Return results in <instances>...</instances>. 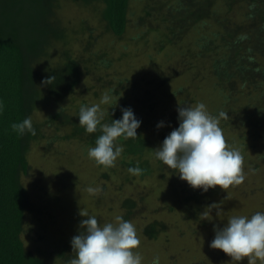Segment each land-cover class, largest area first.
Listing matches in <instances>:
<instances>
[{"label": "trees", "instance_id": "obj_1", "mask_svg": "<svg viewBox=\"0 0 264 264\" xmlns=\"http://www.w3.org/2000/svg\"><path fill=\"white\" fill-rule=\"evenodd\" d=\"M75 7L87 12L66 17L65 9ZM50 76L55 79L45 84ZM105 93L113 95V104L101 105L103 122L121 118L122 107H131L142 121L138 139L119 141L123 152L112 168L88 157L100 132L87 133L78 117L82 104H97ZM0 99L5 103L0 115V264H70L75 256L70 241L86 218L80 211L95 215L101 226L117 216L131 221L141 241L136 251L143 252L142 264L156 256L160 264L178 258L187 264H232L221 250L197 254L184 240L197 235L213 240L214 226L222 228L237 209L216 208L214 213L206 211V204L237 202L245 189L235 196V186L193 189L155 158L154 149L179 126L178 105L203 102L214 116L228 113L219 126L228 145L234 148L240 141L235 148L244 164L255 152L252 172L264 168V0H0ZM29 116L35 136L11 129ZM161 121L164 127L158 129ZM66 143L95 168L102 190L91 198L92 207L84 206L81 198L87 192L77 177L93 176V168L80 171L77 157L53 151L54 145ZM134 166L143 168V175L129 174ZM52 175L55 183L48 178ZM47 179L58 190H50ZM164 182L171 191L168 202ZM262 192L257 187L248 196ZM67 200L78 209L62 214ZM101 200L105 214L93 208ZM178 203L182 207L176 209ZM33 228L48 244L46 250L24 244L22 236ZM195 256L202 261H193Z\"/></svg>", "mask_w": 264, "mask_h": 264}, {"label": "clouds", "instance_id": "obj_2", "mask_svg": "<svg viewBox=\"0 0 264 264\" xmlns=\"http://www.w3.org/2000/svg\"><path fill=\"white\" fill-rule=\"evenodd\" d=\"M54 79V76H50L44 83L51 84ZM112 104L113 95L105 93L99 103L91 106L82 104L78 112L79 125L87 133L100 132L95 146L88 149L87 155L105 168L116 167L123 152L119 141L138 139L137 129L142 124L131 107L121 108V118H111L110 123L103 122L106 113L101 105ZM117 104L118 101L115 106ZM4 109L5 103L0 99V115ZM177 111L179 126L154 149L155 158L172 174H177L180 180L202 192L216 186L226 191L242 184L246 179L244 158L238 149L227 144L219 126L221 118L228 119V113L221 111L214 116L203 102L195 106L178 105ZM156 127H164V122H159ZM11 129L20 136L25 133L36 135L30 116L22 122L12 123ZM127 171L133 176L144 173L139 166L129 167ZM86 190L96 195L102 189L89 186ZM79 214L86 218L80 221L79 234L70 241L75 253L70 264H142L143 257L136 251L141 241L131 221L117 216L114 223L101 226L95 215L82 211ZM214 232L209 247L224 252L231 258L232 264H240L245 258L247 264H264V212L257 211L250 217L232 216L222 228L214 226ZM151 264H160L159 256L154 257Z\"/></svg>", "mask_w": 264, "mask_h": 264}, {"label": "rangeland", "instance_id": "obj_3", "mask_svg": "<svg viewBox=\"0 0 264 264\" xmlns=\"http://www.w3.org/2000/svg\"><path fill=\"white\" fill-rule=\"evenodd\" d=\"M77 8L78 7H75L74 10H72V8L71 9L66 8L65 11H64V14L66 15V17H70L71 14H72V12H74V13H80L81 11L80 12L79 11H75V10H77ZM138 8H140L139 5H138ZM85 12H87V11L86 10L85 11H82L81 14H83ZM62 15H63V12H62ZM65 15H63V16H65ZM91 18L92 17H89V19H91ZM130 34H131V36H133L132 33H130ZM155 35H157V34L155 33ZM26 52L28 53V50L27 49H26ZM79 90L80 89L77 88L76 91H75V93L78 94ZM98 102H100V99H99ZM48 109H51V108H48ZM48 109L47 110H44L42 114L44 115L46 113V111L48 112ZM239 143H240V141L238 140L236 142V144L234 145V148L235 147H238V145H240ZM66 144H67V146L64 145V144H63V146L62 145H59V144L54 145L53 151L55 153H60L62 155L61 157H63V156H70V157L73 156V157H77L76 158V161H77L76 162V167L80 171L86 172V169L88 167H90L88 170H90L91 168H93V171H94L93 176L90 173L87 172L86 174L79 175L77 177V179H78L77 182H79V184L82 186V192H84V191L87 192L86 189L89 186H91V187H99L98 185H100V183H99L100 181L96 184V180H97L98 177H97V174L95 173L94 166L92 167V165L89 166L88 164H86L85 163V160L86 159H82V156H79V152L77 151V149H75L72 146H70L71 143H66ZM235 149L240 150L239 148H235ZM51 156H52V154H50V157ZM247 157L250 160L248 159L247 162H246V165L244 164V166H243L244 167V170H247V173H245L246 179H245V181L242 184H240L238 186H235L234 189H232L233 190V195H234L239 189L244 188L245 189V191L243 192V197L244 198L243 197H239L237 199V202H236V200L231 201L229 199H226L225 201H222L220 203H219V201H216V204H214V203L211 204V205L206 204V206H209L210 208L208 209L206 207L207 210L204 209V211L206 210V211H212V212L216 213V208H218L220 211L223 210V212H226V211L229 210L228 213H231V210L229 208H231V207L234 206V208L237 209V211L235 213L236 216H240V214H241V215L249 216L250 217L252 214H254L257 211H262L263 212V210H264V195H263V192H262V194H260L259 196L255 197V198H252L251 195L248 196V194H250V193L253 194V191H255L257 189V187H259L260 189H264V168H262V167L260 168L263 172H260V169L259 170H254L252 172V168L254 167L253 160H256L257 159L256 153L253 152V154L247 155ZM89 161H90V159H89ZM45 172H46V174H50L49 170H46ZM78 172L79 171H77V173ZM72 175H73V173H72ZM46 178H47V176H46ZM48 178L51 179V180L54 179L52 182L55 183L54 182L55 181V177L53 175L51 177H48ZM47 182H49L48 179H47ZM69 185H68V187H69ZM48 188L50 190H52L53 192H55L56 190H58V187L55 184H51V183L48 185ZM163 188H164V194L166 196L168 195V198L166 199L165 202H168L169 201V194H171V191L167 187V183L166 182H164L163 185H161V189H163ZM82 196H83V198H81V197L80 198L83 199V202L85 203L84 206L86 207V206L89 205L90 207H92L93 202H95V201H92V200H96L97 197L99 196V193H97L96 195H91V194H89L87 192L86 195H82ZM91 198H92V200H91ZM104 203H105V201L104 200H101L100 201V205L98 204V206L96 205V207H93V208L95 210H97L99 208L100 209V212L101 213L103 212L105 214L106 211H107V209H106ZM116 206L117 205H114V207H116ZM215 206H217V207H215ZM181 207L182 206L178 203L176 209H179ZM239 207H241L242 211L245 212V213H240V208ZM77 209H78V207L76 206V203L75 202H70L69 203V200H67L66 201V204H65V207H64V205L62 206V212L61 213L62 214L64 212L66 213L67 210H69V211L72 212V211L77 210ZM253 210H255V212ZM103 216H104L103 214L100 215L101 218H103ZM168 218L169 217L167 216V219ZM223 222L225 223V220H223ZM28 227H30V226H28ZM34 233H35V231H34V228H33L31 232H27L28 235L22 236L23 242H24V244H26L27 249H29V250H32V249L33 250H37V249H39V247H43L46 250L47 247H48V244L46 243V241L45 240H42V239L41 240H38V238L36 237V235ZM43 233H45V232H43ZM168 233H169V231H168ZM211 239L212 238H210V237L208 239V237L202 238L201 236H198L197 235L194 239H189L188 241L187 240H184V242L189 247V249H192L197 254L200 253V254L203 255L204 253H208L209 252V250H210L209 244L212 241ZM165 249L167 251H170L169 250V247H165ZM221 253H223V252L221 251ZM170 254L172 255V254H174V252H170ZM141 255L143 256V252L141 253ZM148 256H149V258L152 257L150 255H148ZM200 258L201 257H199V256H195V259L193 261H202ZM244 260L247 262V258H245ZM161 261H164V260H161ZM162 264H165V263H162ZM172 264H187V263H186V261L183 258H178ZM257 264H259V262H257Z\"/></svg>", "mask_w": 264, "mask_h": 264}]
</instances>
